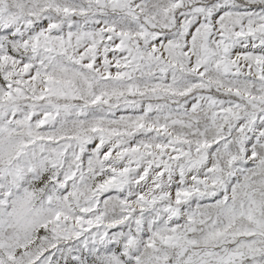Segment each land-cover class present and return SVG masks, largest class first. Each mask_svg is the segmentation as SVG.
Wrapping results in <instances>:
<instances>
[{"label":"snow or ice","instance_id":"6c2138e0","mask_svg":"<svg viewBox=\"0 0 264 264\" xmlns=\"http://www.w3.org/2000/svg\"><path fill=\"white\" fill-rule=\"evenodd\" d=\"M0 264H264V0H0Z\"/></svg>","mask_w":264,"mask_h":264}]
</instances>
